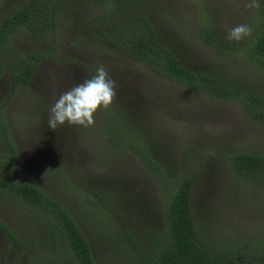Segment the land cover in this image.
Listing matches in <instances>:
<instances>
[{
	"label": "rangeland",
	"instance_id": "374dc122",
	"mask_svg": "<svg viewBox=\"0 0 264 264\" xmlns=\"http://www.w3.org/2000/svg\"><path fill=\"white\" fill-rule=\"evenodd\" d=\"M24 1L0 0V19ZM247 2L141 0L151 26L184 66L264 99V68L255 66L239 48L246 37L227 39L228 29L236 25L254 29L256 8H246ZM87 8L78 4L64 14L54 53L14 91L13 61L20 52L42 49L44 40L33 43L23 31L15 33L7 54L0 55V117L21 173L8 176L26 179L67 208L94 264H126L131 244L144 246L150 229L162 224L164 188L139 159L136 144L148 148L168 179L199 170L189 204L199 236L227 243L264 236V182L238 179L227 161L238 151L264 152V121L246 112L238 100L177 84L103 46L77 45L78 39L89 42ZM203 26L209 39L235 47L216 50L201 39ZM100 64L116 82L112 104L99 108L89 127L66 122L56 130L49 128L55 100L92 77ZM258 108L264 110V102ZM107 128L109 139L118 130L124 144L108 140ZM0 222L15 235L6 246L0 230V264H45L43 251L50 243L41 226L24 206L1 192ZM126 232L131 243L122 236ZM54 258L59 264H72L62 243Z\"/></svg>",
	"mask_w": 264,
	"mask_h": 264
},
{
	"label": "trees",
	"instance_id": "16d2710c",
	"mask_svg": "<svg viewBox=\"0 0 264 264\" xmlns=\"http://www.w3.org/2000/svg\"><path fill=\"white\" fill-rule=\"evenodd\" d=\"M78 4L88 6L86 13L92 29L86 30L89 42L80 39L82 44L78 39L75 42L77 45L103 46L177 84L201 88L224 100H238L246 112L264 121V110L258 108L264 102L262 97L228 86L215 75L184 66L151 26L141 0H26L16 10L4 15L0 19L1 56L7 54L11 39L18 32L23 31L33 43L40 40L45 43L42 49L20 52L13 61L14 71L10 73L12 91L17 85L29 81L33 69L41 60L52 56L60 30L58 27H62L66 20L64 14ZM258 4L255 27L239 48L255 66L264 68V0H258ZM201 39L213 45L216 50L235 47L226 41L215 42L214 37L209 39L205 26L202 27ZM119 134L118 130L114 131L110 138L117 145L124 144ZM105 136L110 140L109 128ZM0 143V192L24 206L41 226L48 245L50 243L49 249L43 251L44 263L59 264L54 257L58 243H62L71 256L72 264H94L90 247L67 208L26 179L8 176L9 172L19 171L15 164V149L1 117ZM136 151L139 159L164 188L162 224L158 229H150L148 242L144 246L137 242L131 244L132 249L126 254L129 255L125 259L126 264H264V236L256 235L234 243L210 242V237L199 236L200 231L189 207L190 190L198 176V169L188 174L183 171L179 177L168 179L148 148L136 144ZM227 161L231 173L238 179L255 184L264 182V152L238 151L230 154ZM0 230L6 246L15 240L11 229L1 222ZM122 236L132 242L127 232Z\"/></svg>",
	"mask_w": 264,
	"mask_h": 264
},
{
	"label": "clouds",
	"instance_id": "9594fccd",
	"mask_svg": "<svg viewBox=\"0 0 264 264\" xmlns=\"http://www.w3.org/2000/svg\"><path fill=\"white\" fill-rule=\"evenodd\" d=\"M246 8H258L257 0H249ZM252 33L247 24H239L228 29L227 39L240 41ZM116 82L110 77L106 67L100 64L96 73L65 90L52 104L48 117L49 128L56 130L66 122L71 125L89 127L95 123L94 114L103 107H109L116 96Z\"/></svg>",
	"mask_w": 264,
	"mask_h": 264
}]
</instances>
